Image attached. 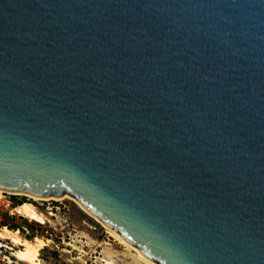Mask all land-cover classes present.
<instances>
[{
    "label": "water",
    "instance_id": "water-1",
    "mask_svg": "<svg viewBox=\"0 0 264 264\" xmlns=\"http://www.w3.org/2000/svg\"><path fill=\"white\" fill-rule=\"evenodd\" d=\"M0 189L157 264H264V0H0Z\"/></svg>",
    "mask_w": 264,
    "mask_h": 264
},
{
    "label": "rangeland",
    "instance_id": "rangeland-1",
    "mask_svg": "<svg viewBox=\"0 0 264 264\" xmlns=\"http://www.w3.org/2000/svg\"><path fill=\"white\" fill-rule=\"evenodd\" d=\"M15 195L25 196V202L0 207V264H148L72 199ZM24 204L35 208L31 218L17 213ZM16 232L22 243L15 247L9 237Z\"/></svg>",
    "mask_w": 264,
    "mask_h": 264
},
{
    "label": "bare ground",
    "instance_id": "bare-ground-1",
    "mask_svg": "<svg viewBox=\"0 0 264 264\" xmlns=\"http://www.w3.org/2000/svg\"><path fill=\"white\" fill-rule=\"evenodd\" d=\"M0 191H7V190H3V189H0ZM7 192H10V193H19V194H22L21 192H11V191H7ZM25 195L30 198V199H33V200H50V199H54V200H59V199H62V198H70L72 199L80 208L82 211L86 212L88 215L92 216L94 219H96L100 224H102L105 228L109 229L111 231V233L122 243L124 244L125 246L131 248L132 250H134L136 252V254L138 255V257L140 259H142L143 261L147 262L148 264H157V263H154L148 259H146L141 253L140 251L135 248L134 246H132L131 244H129L127 241H125L118 233H116L115 231H113L112 229H110L109 227H107L106 225H104L100 220H98L94 215H92L90 212H88V210H86L84 208V206H82L75 198H73L72 196H69L68 194H63L62 196L60 197H57V196H52V197H37V196H34V195H30V194H26ZM17 213L19 215H22L26 218H31L34 214H35V208L32 207V205L30 204H24L23 206L21 207H18L17 208ZM15 211V212H16ZM6 231H9L8 229H5ZM8 234H11V232H9ZM9 239L11 240L12 244L16 246L20 245L22 243V237L20 234H18V232L14 233L12 236L9 237ZM111 264V263H110Z\"/></svg>",
    "mask_w": 264,
    "mask_h": 264
},
{
    "label": "built area",
    "instance_id": "built-area-1",
    "mask_svg": "<svg viewBox=\"0 0 264 264\" xmlns=\"http://www.w3.org/2000/svg\"><path fill=\"white\" fill-rule=\"evenodd\" d=\"M11 205H13L11 193L6 192V191H0V207L1 208H3V207L9 208V207H11ZM0 226H1V218H0ZM2 227L6 229V225H4ZM0 247H2V246H0Z\"/></svg>",
    "mask_w": 264,
    "mask_h": 264
},
{
    "label": "trees",
    "instance_id": "trees-1",
    "mask_svg": "<svg viewBox=\"0 0 264 264\" xmlns=\"http://www.w3.org/2000/svg\"><path fill=\"white\" fill-rule=\"evenodd\" d=\"M11 198L13 200V205L14 206H19L23 202H25V200H26V197L25 196H19V195H15V194H11ZM4 225H7V224H4ZM13 227L18 228V226H13Z\"/></svg>",
    "mask_w": 264,
    "mask_h": 264
}]
</instances>
